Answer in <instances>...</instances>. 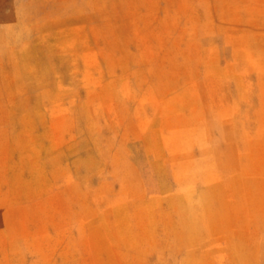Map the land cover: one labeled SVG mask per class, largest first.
<instances>
[{
	"label": "rangeland",
	"instance_id": "obj_1",
	"mask_svg": "<svg viewBox=\"0 0 264 264\" xmlns=\"http://www.w3.org/2000/svg\"><path fill=\"white\" fill-rule=\"evenodd\" d=\"M0 264H264V0H0Z\"/></svg>",
	"mask_w": 264,
	"mask_h": 264
}]
</instances>
